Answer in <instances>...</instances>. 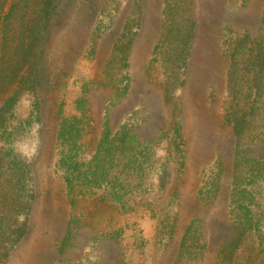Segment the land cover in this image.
<instances>
[{
	"label": "rangeland",
	"instance_id": "rangeland-1",
	"mask_svg": "<svg viewBox=\"0 0 264 264\" xmlns=\"http://www.w3.org/2000/svg\"><path fill=\"white\" fill-rule=\"evenodd\" d=\"M0 264H264V0H0Z\"/></svg>",
	"mask_w": 264,
	"mask_h": 264
},
{
	"label": "trees",
	"instance_id": "trees-1",
	"mask_svg": "<svg viewBox=\"0 0 264 264\" xmlns=\"http://www.w3.org/2000/svg\"><path fill=\"white\" fill-rule=\"evenodd\" d=\"M49 1H50V0H49ZM49 3H50V2H49ZM49 3H47V4H49ZM47 9H48V8L46 7V8L43 10L42 15L45 14V13H47Z\"/></svg>",
	"mask_w": 264,
	"mask_h": 264
}]
</instances>
